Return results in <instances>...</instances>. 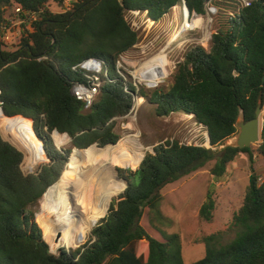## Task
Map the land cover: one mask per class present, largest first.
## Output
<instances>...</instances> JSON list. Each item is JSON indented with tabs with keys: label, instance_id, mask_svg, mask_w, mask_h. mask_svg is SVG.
<instances>
[{
	"label": "trees",
	"instance_id": "obj_1",
	"mask_svg": "<svg viewBox=\"0 0 264 264\" xmlns=\"http://www.w3.org/2000/svg\"><path fill=\"white\" fill-rule=\"evenodd\" d=\"M58 1L0 0V23L2 8L8 4L45 9L34 31L24 35L19 50L7 52L0 45V111L5 116L0 122H4V136L10 126L24 123L25 132L48 157L35 172L24 174L23 154L0 136V264H185L180 235L161 229L172 223L161 209L162 188L214 160L210 174L220 179L240 154H248L253 162L251 147L228 146L216 154L202 145L165 141L135 163L124 148L116 150L106 167L116 177L115 164L140 166L135 171L117 168L127 188L122 192L121 182V188L112 189L87 243L75 250L62 248L59 255L50 251L44 222L36 216L39 226L31 209L66 173L65 163L81 159L90 147L103 151L94 144L117 143L114 122L131 111L136 95L147 98L158 117L192 115L207 133L211 147L233 137L241 114L249 121L259 103L264 109V0H257L235 19L222 13L213 16L216 27L210 49L199 45L188 49L168 89L152 92H137L117 69L118 59L139 42L126 13L143 12L155 22L185 1L187 17L188 10L205 15L208 0H82L69 14L52 13L46 6ZM41 57L46 60L39 61ZM89 59L102 62L109 79L98 100L85 110L71 87L84 78L80 68H73ZM52 133L57 147L62 139L68 143L72 139L77 149L70 160V152L54 146ZM257 151L264 158V122ZM82 168L67 173L68 177ZM107 170L113 183L117 182L118 177ZM116 194L119 201L115 203ZM213 210V203L205 204L200 215L211 221ZM198 243L205 246V255L192 264H264V181L260 182L253 166L232 222Z\"/></svg>",
	"mask_w": 264,
	"mask_h": 264
},
{
	"label": "rangeland",
	"instance_id": "obj_2",
	"mask_svg": "<svg viewBox=\"0 0 264 264\" xmlns=\"http://www.w3.org/2000/svg\"><path fill=\"white\" fill-rule=\"evenodd\" d=\"M200 17L202 20L198 29L192 32L188 37L185 35L180 36L183 22L181 5H178L175 10H170L162 19L155 22L153 21L154 24L152 26H149L148 20L150 19L146 13H126V19L137 32L139 42L118 59L117 69L119 73L126 81L136 86L137 92H152L155 89H168L173 82V76L177 70L178 64L183 61L184 54L188 49L198 45L205 49L208 48L207 50L210 49V41H205L206 45L204 46L200 44L199 40L207 38L208 34H211V36L213 35L216 22L213 20L210 21L206 15ZM175 34H178V37L171 42ZM187 38H194L195 40L183 44L184 40H187ZM166 47L170 50L169 58H154L160 50ZM118 64H121L120 67H118ZM136 98L137 99L133 102L131 111L126 116L118 118L117 120L115 119L116 121L114 122V132L119 137L117 143L119 142L122 148L128 152L130 160L134 163L144 155V152L147 151L148 148L165 141H178L182 144L202 145L207 148H212L216 154H219L234 142L238 133L237 132L233 137L226 140L222 145L211 147L207 138V133L203 127L197 124L192 116L188 117L184 116L185 114L182 113H173L169 116L158 117L155 112V106L150 104L147 98L137 95ZM138 101L140 102L139 107H137ZM263 115L264 109L262 116ZM8 123L11 125L13 124V122ZM22 124L24 123L10 126L9 133L6 136H4L2 131L3 137L8 139L9 142L11 140L13 143L17 144L10 130L14 126L25 127V124ZM130 124L133 125V131L138 132L139 135L132 133ZM26 126L31 131L30 125L28 124ZM51 139L54 146L57 148L53 139V133L51 134ZM94 145L98 148L105 149L110 144L105 147H99L97 144ZM58 147L61 150L70 152V154H68L69 160L74 149H77L73 147L71 139L69 143L64 142L62 139ZM258 147L257 145L251 147L254 156L253 162H251L248 154H240L236 160L228 166L226 174L220 179H216L210 174V170L215 164L214 160L208 162L197 171L183 176L178 181L170 183L162 188L161 193L163 195V202L161 209L172 223L170 225L161 226V229L168 234L180 235L185 264H192L204 257L205 246L198 243L204 235L224 230L232 222L234 214L242 205L244 195L248 188L251 166L255 168L257 174L260 176V182L264 181V158L258 153ZM39 153L40 154L34 159V162L29 163L23 152L24 159L22 162V171L25 174L35 172L38 167L47 161L43 159L40 147ZM100 153H102V150L99 152L97 149H94V147L88 148L81 159L79 158L77 161L69 162L67 166L65 163L66 167L64 166L63 173L67 170L66 173L70 174L75 169L82 166L84 167L92 155L95 156ZM111 161L112 160H109L103 163V167L106 169ZM137 167L138 166H132L130 162L129 166L125 164L123 166H116L115 164V168L131 169L133 171H135ZM78 173L76 175H78ZM61 178L62 177H60L58 181H60ZM58 181L56 183H58ZM119 182L121 188V181ZM42 198L32 207L31 211L35 214L36 222L37 218L39 221L44 222L43 230L46 239L45 227L53 218V210L43 209L41 207ZM118 201L119 197L113 202L116 203ZM211 203L214 205V210L212 211L213 217L211 221H207L201 217L200 213L205 204L209 205ZM146 222L147 221L144 219L143 223L148 225ZM96 223L88 224L87 228L81 231V237L79 238L80 243L76 248H68L66 246L53 248L47 241L53 254L59 255L62 248L66 250H75L87 243L92 237L90 228L93 227L92 225L95 226ZM88 226L91 227L88 228Z\"/></svg>",
	"mask_w": 264,
	"mask_h": 264
},
{
	"label": "bare ground",
	"instance_id": "obj_3",
	"mask_svg": "<svg viewBox=\"0 0 264 264\" xmlns=\"http://www.w3.org/2000/svg\"><path fill=\"white\" fill-rule=\"evenodd\" d=\"M148 21L149 26L154 24L152 20ZM200 22L199 20L198 23ZM177 37L178 34H175L171 42L176 40ZM205 41L206 38L201 39L200 43L205 46ZM169 54L170 50L166 47L160 50L156 56L169 58ZM139 106L140 102L138 101L137 107ZM3 123L4 122H0L1 134V125ZM130 125L132 133L139 135L138 132L133 131V125ZM25 130L26 128L24 129V127L14 126L10 131H12L13 139L26 155L27 162L33 163L34 159L40 153L38 146L32 141ZM10 142L15 145L12 141ZM41 145L43 147L42 143ZM115 148L118 150L121 149L122 146L118 142L116 146H108L102 153L95 156L92 155L78 175L75 177H68V174L64 173L60 181L49 187L48 191L43 195L40 204L41 207L43 209L53 210V218L45 227L46 240L50 243L51 247L58 248L66 246L68 248H76L80 243L79 238L81 237V231L87 228L88 224L96 223L98 218L104 213L109 203L112 189L120 188L119 180L117 179L118 181L113 183L112 176L108 174L103 167V163L109 160L113 161V155L116 151ZM145 154L146 151L144 152V156ZM43 158L46 160L45 153ZM112 161L110 163H112ZM107 171L110 172L109 170ZM112 175L115 176L114 174Z\"/></svg>",
	"mask_w": 264,
	"mask_h": 264
},
{
	"label": "built area",
	"instance_id": "obj_4",
	"mask_svg": "<svg viewBox=\"0 0 264 264\" xmlns=\"http://www.w3.org/2000/svg\"><path fill=\"white\" fill-rule=\"evenodd\" d=\"M82 0H59L55 3H49L46 7L55 14H69L73 12ZM257 0H208L205 4L206 13L210 21L213 16L218 13H222L226 18L235 19L240 12L246 8H249ZM177 8L174 7L175 10ZM183 13V22L181 34L188 36L198 29L199 19L202 18L196 13H188L186 16V2L181 4ZM4 20L0 23V45L2 50L11 52L19 50L22 45V39L29 33L34 31V26L41 21L45 12L44 8L38 10H26L18 4H8L3 6ZM136 13V12H132ZM199 17V18H198ZM211 34H208L206 41L211 40ZM194 38L185 39L184 43L193 42ZM200 41V40H199ZM202 45V43H200ZM208 48H206L207 50ZM39 61L46 60V57L38 58ZM121 64H118L120 67ZM80 68L83 72V81L76 82L71 87L72 95L84 104V109L89 110L93 104L98 100L100 89L108 81V71L104 67L103 63L89 59L82 62L80 65L73 68L76 70ZM1 94V90H0ZM137 99V98H136Z\"/></svg>",
	"mask_w": 264,
	"mask_h": 264
},
{
	"label": "water",
	"instance_id": "obj_5",
	"mask_svg": "<svg viewBox=\"0 0 264 264\" xmlns=\"http://www.w3.org/2000/svg\"><path fill=\"white\" fill-rule=\"evenodd\" d=\"M262 114H263V110H262V104L261 103L258 104L256 111H255V116L251 120L245 121L244 115L241 114L239 119L236 122V128L238 129V133L236 135L234 142L232 144H230V146L241 148V149L246 148V147H252L253 145L260 146V144H261V133H262L263 122H264V120L262 118ZM0 117L5 118V116L3 115V113L1 111H0ZM54 132H58V131H54ZM65 135L69 136L68 134H65ZM0 136L2 137V139L4 141L10 143L13 147H15L18 151H20L23 154V152L19 148H17L11 142L6 140L1 133H0ZM36 137L44 145L43 141L38 137L37 134H36ZM208 140H209V138H208ZM71 141H72V139H71ZM116 145H117V143H111L109 146H116ZM152 147L148 148L147 151L150 150ZM57 148L59 149V147H57ZM45 155H46V151H45ZM23 159H24V157H23ZM46 160H48L47 155H46ZM21 169H22V165H21ZM116 171H117V175H118L117 177H118L119 181L124 183V191H125V189L128 186V182H127V180L120 177V173H119V170L117 168H116ZM50 251H51V249H50ZM51 252L53 253V251H51ZM60 253H61V250H60Z\"/></svg>",
	"mask_w": 264,
	"mask_h": 264
},
{
	"label": "clouds",
	"instance_id": "obj_6",
	"mask_svg": "<svg viewBox=\"0 0 264 264\" xmlns=\"http://www.w3.org/2000/svg\"><path fill=\"white\" fill-rule=\"evenodd\" d=\"M255 2H256V1H255ZM177 7H178V6H177ZM187 9H188V8H187ZM246 9H247V8H246ZM188 11H189V10H188ZM131 13H132V12H131ZM225 17H226V16H225ZM135 99H136V97H135ZM135 99H134V100H135ZM189 116H192V115H189ZM192 117H193V116H192ZM207 138H208V137H207Z\"/></svg>",
	"mask_w": 264,
	"mask_h": 264
},
{
	"label": "crops",
	"instance_id": "obj_7",
	"mask_svg": "<svg viewBox=\"0 0 264 264\" xmlns=\"http://www.w3.org/2000/svg\"><path fill=\"white\" fill-rule=\"evenodd\" d=\"M184 116H188V117H190L189 115H184ZM256 159V158H255Z\"/></svg>",
	"mask_w": 264,
	"mask_h": 264
}]
</instances>
